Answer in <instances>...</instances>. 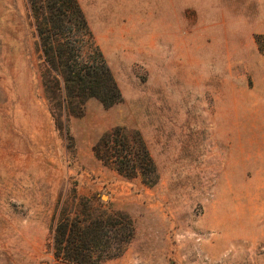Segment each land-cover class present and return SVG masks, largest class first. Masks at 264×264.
I'll return each mask as SVG.
<instances>
[{
    "label": "rangeland",
    "instance_id": "1",
    "mask_svg": "<svg viewBox=\"0 0 264 264\" xmlns=\"http://www.w3.org/2000/svg\"><path fill=\"white\" fill-rule=\"evenodd\" d=\"M121 89L56 130L27 0H0V264H53L59 201L123 211L135 236L100 264H264V0H79ZM123 126L148 185L96 157Z\"/></svg>",
    "mask_w": 264,
    "mask_h": 264
},
{
    "label": "trees",
    "instance_id": "2",
    "mask_svg": "<svg viewBox=\"0 0 264 264\" xmlns=\"http://www.w3.org/2000/svg\"><path fill=\"white\" fill-rule=\"evenodd\" d=\"M43 53L41 82L49 110L67 147H73L72 117L84 113L90 98L111 107L122 99L121 89L79 0H27ZM117 126L93 146L98 159L122 175L140 174L154 185L159 172L139 132ZM68 200L57 206L53 234V264H100L119 256L135 236L133 219L123 211L96 210L83 197L72 195L79 206L69 210Z\"/></svg>",
    "mask_w": 264,
    "mask_h": 264
}]
</instances>
